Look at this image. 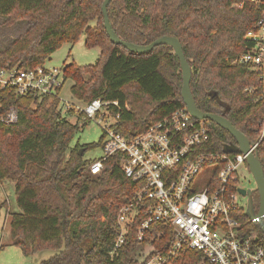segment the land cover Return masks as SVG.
Returning <instances> with one entry per match:
<instances>
[{
	"label": "trees",
	"instance_id": "1",
	"mask_svg": "<svg viewBox=\"0 0 264 264\" xmlns=\"http://www.w3.org/2000/svg\"><path fill=\"white\" fill-rule=\"evenodd\" d=\"M102 3L0 0L5 25L31 22L0 49V68L45 64L64 43L73 44L85 34V46L99 47L100 55L94 64L63 66V83L72 80L71 96L82 103L97 97L127 103L129 110L121 112L118 130L132 137L185 106L180 63L166 44L134 53L112 43L103 26ZM107 15L125 41L149 44L164 35L178 38L192 68L190 90L197 108L224 114L250 142L259 139L264 100L258 72L231 62L249 44L244 35L257 29L258 5L250 0H110ZM1 99L2 110L14 106L19 111L16 123L0 124V180L13 182L19 207L8 220L12 245L25 255L58 250L38 264H141L144 248L150 253L167 250L172 235L168 225L152 222L143 239H137V229L147 217L149 203H143L128 225L125 242L111 254L118 211L138 188L125 177L119 157H108L100 172L92 174L84 154L94 145H71L84 124L63 117L57 97L49 102L47 96H17L5 90ZM204 122L210 134L207 150L222 153L226 144L236 143L225 129L209 119ZM255 151L264 172V134ZM251 200L257 212V191ZM237 216L242 233H255L256 242L264 245V233L245 210L237 211ZM200 261V253L186 250L170 264Z\"/></svg>",
	"mask_w": 264,
	"mask_h": 264
},
{
	"label": "built area",
	"instance_id": "2",
	"mask_svg": "<svg viewBox=\"0 0 264 264\" xmlns=\"http://www.w3.org/2000/svg\"><path fill=\"white\" fill-rule=\"evenodd\" d=\"M250 1L261 8L257 29L244 35L249 44L231 62L258 72L264 100V0ZM63 84V66L0 68V124H14L19 119L16 107L2 110L1 93L5 90L17 96H47L49 102L57 97L62 116L82 114L100 124L103 156L90 162V172L99 173L104 161L117 155L125 177L138 184L118 211V234L111 254L125 242L138 207L149 203L137 239H143L152 222L168 225L172 235L166 251H143L141 264H170L186 250L201 254L199 264H264V245L256 242L258 236L244 235L239 228L237 211L247 206V198L238 191L243 188L241 171L248 172L245 154L207 150L209 128L203 119L192 117L185 106L151 123L144 132L126 137L118 130V121L121 112L129 110L127 103L99 97L87 103L66 99L61 95ZM263 134L264 125L259 139L250 142L251 151L256 150Z\"/></svg>",
	"mask_w": 264,
	"mask_h": 264
},
{
	"label": "rangeland",
	"instance_id": "3",
	"mask_svg": "<svg viewBox=\"0 0 264 264\" xmlns=\"http://www.w3.org/2000/svg\"><path fill=\"white\" fill-rule=\"evenodd\" d=\"M3 21L4 18L0 17V49L6 47L31 24L28 20H21L14 22L12 25H5ZM84 41L85 34H81L77 42L73 44L64 43L59 49L50 55L46 60L45 65L60 67L71 62H75L77 65L81 66L94 64L100 55V48L87 47L85 46ZM71 85V79L66 80L63 84L61 91L63 98L73 100L70 92ZM63 117H66V119L72 123L79 122V126L84 124L71 141V145L75 143L94 145V147L86 150L84 159L93 162L102 157L103 150L99 142L103 140V131L100 124H98L95 119L85 120L83 117L78 118L76 114L69 115L63 113ZM241 172L243 174L240 181L241 187L253 189L255 182L252 175L249 171L246 172L242 170ZM241 199L243 202L246 201L245 197H242ZM18 211L19 207L13 182L9 180H0V264H38L57 253L58 250L47 248L33 254L25 255L18 247L11 244L8 220L10 214ZM148 250L149 248L143 249L144 252H147Z\"/></svg>",
	"mask_w": 264,
	"mask_h": 264
},
{
	"label": "water",
	"instance_id": "4",
	"mask_svg": "<svg viewBox=\"0 0 264 264\" xmlns=\"http://www.w3.org/2000/svg\"><path fill=\"white\" fill-rule=\"evenodd\" d=\"M110 0H103L101 10L103 14V26L110 41L114 44H119L127 50L134 53H148L156 45L166 44L170 46L173 53L178 58L182 75L181 97L189 114L196 119H209L221 128L228 131L235 139V144H226L223 151L226 153L241 152L246 155V165L249 173L252 175L255 182V188L245 189L239 188L238 191L242 196L247 198L246 214L249 219L256 224L264 233V172L256 151H251L250 140L239 129L224 116V114L208 113L199 110L195 104V100L190 90V80L192 76L191 66L186 60L181 43L178 38L171 35L161 36L149 44H136L125 41L119 38L112 28L107 15V6ZM84 148H81L79 154H82ZM257 191L259 195V206L257 212L253 210L251 193Z\"/></svg>",
	"mask_w": 264,
	"mask_h": 264
},
{
	"label": "flooded vegetation",
	"instance_id": "5",
	"mask_svg": "<svg viewBox=\"0 0 264 264\" xmlns=\"http://www.w3.org/2000/svg\"><path fill=\"white\" fill-rule=\"evenodd\" d=\"M253 188H255V186ZM253 193H254V191L251 193V196H252Z\"/></svg>",
	"mask_w": 264,
	"mask_h": 264
}]
</instances>
